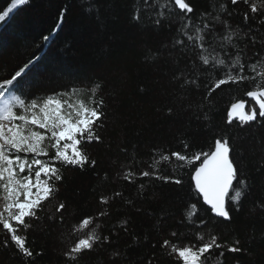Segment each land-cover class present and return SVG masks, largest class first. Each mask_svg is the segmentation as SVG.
<instances>
[{"label":"trees","instance_id":"trees-1","mask_svg":"<svg viewBox=\"0 0 264 264\" xmlns=\"http://www.w3.org/2000/svg\"><path fill=\"white\" fill-rule=\"evenodd\" d=\"M166 2L30 0L14 10L6 23H0V81L9 78L29 59L39 57L26 78L32 86H26L25 92L48 94L77 87L86 98L90 81L102 80L115 84L121 93L115 104L105 95L108 119L100 131L103 142L88 148L91 158L97 161L96 167L64 172L59 193V200L67 205L64 223L47 219L58 215L55 206L59 200L54 199L39 213L38 222L20 231L26 237V247L33 253L31 258L19 254L14 245L5 248L2 244L5 233L0 231V264H66L63 252L75 238L70 235L71 229L89 215L95 217L92 226L101 224L103 234L123 219L130 221L128 232L121 231L112 238L113 245L126 254L125 264H146L145 257L156 251L151 245H159L172 230L183 233L182 242L191 239L196 229L182 226L185 205L195 195L189 188V169L180 173L182 186L159 180L150 182L146 178L143 181L134 178L129 184L121 174L126 168L138 174L153 164L156 167L152 170L162 175L177 174L176 161H160V155L183 152L182 139L189 142L191 151H207L217 133L232 138L241 172L248 177L251 191L242 210L233 213L231 222L214 220L202 229L205 240L216 235L218 243L225 245L213 250L207 264H264V213L251 211L254 202L264 196V173L257 171L264 157V128L225 127L226 107L234 98L242 97L243 90L225 86L208 101L214 107L206 106L204 97L219 78L215 73L202 74L196 85L186 88L180 87L182 81L173 79L188 72V56L193 54L185 56L181 50L171 48L172 41L180 38L179 28L186 22L178 14L166 12L167 18L160 27L156 26L159 6ZM191 3L195 5L197 18L204 11L220 13L221 19L235 30L234 43L244 49L249 61L255 52L264 56V18L244 22L242 16L247 6H233L230 0H191ZM10 5L11 0H0V13ZM221 5L226 8L222 10ZM137 13L139 20L133 19ZM197 18L193 24L199 23ZM248 33L257 37L255 44L247 39ZM44 36L49 39L43 40ZM157 50L163 55H158ZM140 183L147 186L143 195L138 189ZM115 191L122 192L123 198H116L108 206L99 203L101 195ZM125 201H132L133 205ZM101 210L109 215L97 217ZM199 214L205 215L202 209ZM161 216L165 217L162 229L158 222ZM133 234L139 240H134ZM237 239L243 250L228 252L226 246ZM110 253L111 249L89 254L80 264H108ZM158 254L162 260L167 259L163 253Z\"/></svg>","mask_w":264,"mask_h":264},{"label":"snow or ice","instance_id":"snow-or-ice-1","mask_svg":"<svg viewBox=\"0 0 264 264\" xmlns=\"http://www.w3.org/2000/svg\"><path fill=\"white\" fill-rule=\"evenodd\" d=\"M29 2L11 0V6L0 13V23H6L18 6ZM148 3L149 0H145V4ZM230 3L236 7L241 4L247 6L242 16L244 22L264 18V0H230ZM159 7V18L155 20L157 27L167 18L166 12L167 15L178 14L182 21H186L179 28L180 38L172 41L171 48L181 50L185 56L189 52L193 54L188 56V72H182L173 79L182 81L180 87L186 88L196 85L202 74L215 73L219 78L215 79L204 97L206 106L209 109L214 107L208 101L217 90L225 86L234 87L237 91L243 90V96L234 98L226 107L225 127L236 125L241 129L252 126L264 128V56L255 52L249 61L244 49L234 43L235 30L227 20L221 19L220 13L213 15L204 11L197 18L191 0H167ZM220 8L223 10L226 5ZM227 14L232 15L231 12ZM194 18L199 23L193 24ZM133 19L139 20V13ZM246 36L252 44L257 42L255 35L248 33ZM48 39V36L43 37L45 41ZM157 54L163 55L159 50ZM38 61L39 57L29 59L9 78L0 81V231L6 237L2 244L5 248L14 245L19 254L29 258L33 253L26 247V237L20 235V231L29 229L33 222L40 220L39 213L44 211L46 204L54 199L59 200L66 170L96 167L97 161L91 158L88 148L93 143L103 142L100 131L108 119L105 95L113 104L121 95L115 84L110 85L102 80L90 81L86 98L82 97V90L77 87L53 90L48 94L25 92L26 86H32L26 78ZM168 113L171 115V108ZM181 143L183 152L172 151L170 155L164 153L159 157L160 161L174 159V171L177 174L162 175L152 170L155 164L138 174L131 168H126L121 174L129 184L133 183L134 178L141 181L146 178L150 182L159 180L164 184L182 186L180 173L185 168L189 169V188L195 195L185 205L182 226L194 227L195 235L182 242L180 237L183 233L172 230L169 237L159 245H151L156 251L145 257L146 264H207L213 250L225 245L218 243L216 235L205 240L202 229L214 220L231 222L233 213L242 210L251 191V183L241 172L236 157L237 149L230 136L217 133L207 151H191L187 140L182 139ZM257 171L264 173V157ZM104 177H107V173ZM146 187L144 183L138 185L141 195ZM116 198L122 199L123 193L115 191L110 195H101L99 203L108 206ZM125 203L133 205L132 201ZM201 209L204 216L199 214ZM66 210V203L59 200L55 206L58 215L47 219L62 224ZM251 211L264 213V196L254 202ZM108 215L106 210L96 214L97 217ZM94 219L91 215L84 216L71 229L70 235L75 238L63 252L66 264H80L89 254L108 249H111L108 264H125L126 254L113 245L112 238L118 237L121 231L128 232L130 221L123 219L113 225L107 234H103L101 224L92 226ZM158 222L162 229L165 217H159ZM77 232L83 234L76 235ZM133 239L139 240V237L133 234ZM239 245L237 239L226 246L227 251L239 253L243 250ZM158 253H163L167 259L162 260ZM223 255L221 251L220 256Z\"/></svg>","mask_w":264,"mask_h":264},{"label":"rangeland","instance_id":"rangeland-1","mask_svg":"<svg viewBox=\"0 0 264 264\" xmlns=\"http://www.w3.org/2000/svg\"><path fill=\"white\" fill-rule=\"evenodd\" d=\"M11 6V5H10ZM21 7V6H18V8Z\"/></svg>","mask_w":264,"mask_h":264}]
</instances>
